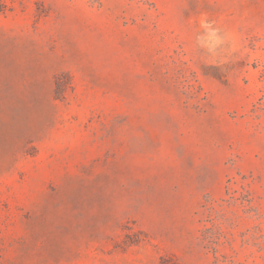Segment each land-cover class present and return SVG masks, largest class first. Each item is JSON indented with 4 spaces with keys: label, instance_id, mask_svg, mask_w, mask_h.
<instances>
[{
    "label": "rangeland",
    "instance_id": "1",
    "mask_svg": "<svg viewBox=\"0 0 264 264\" xmlns=\"http://www.w3.org/2000/svg\"><path fill=\"white\" fill-rule=\"evenodd\" d=\"M0 264H264V0H0Z\"/></svg>",
    "mask_w": 264,
    "mask_h": 264
},
{
    "label": "clouds",
    "instance_id": "2",
    "mask_svg": "<svg viewBox=\"0 0 264 264\" xmlns=\"http://www.w3.org/2000/svg\"><path fill=\"white\" fill-rule=\"evenodd\" d=\"M202 26L205 28V30H210V26L208 24L202 22ZM216 31H218V30H216V29L212 30V37H210V38H217L218 39V37L215 36Z\"/></svg>",
    "mask_w": 264,
    "mask_h": 264
}]
</instances>
